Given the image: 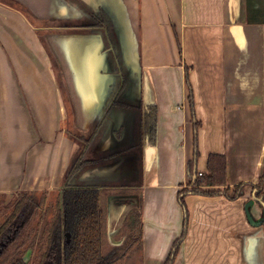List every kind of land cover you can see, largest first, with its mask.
Here are the masks:
<instances>
[{"label": "crops", "instance_id": "0c3cea01", "mask_svg": "<svg viewBox=\"0 0 264 264\" xmlns=\"http://www.w3.org/2000/svg\"><path fill=\"white\" fill-rule=\"evenodd\" d=\"M90 9L110 12L124 31L115 32L120 53L131 45L142 85H130L127 97L140 110L116 111L112 137L95 153L136 149L78 180L139 190L135 264H264V0H0V197L59 193L80 152L64 130L67 104L46 44L76 77L70 92L86 129L98 121L112 46L100 31L73 33L74 23L90 24ZM60 26L64 34H54ZM150 107L154 144L140 138V114ZM97 136L86 139L87 154ZM211 155L226 157L221 190L243 185L241 195L188 194L183 206L180 191L208 173ZM252 199L260 225L246 215Z\"/></svg>", "mask_w": 264, "mask_h": 264}, {"label": "trees", "instance_id": "16d2710c", "mask_svg": "<svg viewBox=\"0 0 264 264\" xmlns=\"http://www.w3.org/2000/svg\"><path fill=\"white\" fill-rule=\"evenodd\" d=\"M90 16L92 23L84 25V28L109 32L110 19L104 11L90 13ZM107 57L115 73V79L99 114L96 124L97 131L103 127L104 122L114 110L125 112L140 110L139 105L125 96L128 77L120 62L118 52L113 49ZM190 100L192 101V97ZM156 129L157 109L150 107L140 114V138L143 140V136L147 134L149 142L154 144ZM195 138L197 143V131ZM76 139L83 144V147L64 179L63 189L54 205V216L47 225L41 224L47 213L43 212L48 202L49 192L47 191L17 192L7 206L0 203V264H122L133 248L140 245L142 240L141 210L136 209L131 211L126 223V228L131 235L129 245L115 247L109 253L103 252L106 220L103 194L104 191L110 190L101 189L98 184H77L76 178L85 169L99 162L85 159L89 140L83 136ZM136 147L137 145L134 144L121 149L118 153L114 152L105 158L106 162L118 160L122 154ZM194 167V163H191L190 172L192 174ZM74 180L75 182H71ZM226 185V157L211 155L208 161V173L203 177H197L190 187L180 191V201L185 206L184 198L188 194L214 197L223 193L229 198H235L241 195L244 188L240 185L231 194L230 191L221 190ZM258 195H263L261 190ZM139 206L141 209V204ZM30 250L33 253V262L25 259Z\"/></svg>", "mask_w": 264, "mask_h": 264}, {"label": "rangeland", "instance_id": "374dc122", "mask_svg": "<svg viewBox=\"0 0 264 264\" xmlns=\"http://www.w3.org/2000/svg\"><path fill=\"white\" fill-rule=\"evenodd\" d=\"M79 5H81V3H79ZM90 12L92 14L96 13L91 9H90ZM90 23H92V21ZM74 24L76 25L75 31L73 32V33H75V35H85V34L89 35L90 33H92V34L98 33L97 30H93V29H86V28H85V30H83L82 28L79 29L78 25L81 26L82 22H76ZM58 28H56V29H58V31H55L54 34H59V35L64 34V32L62 31L63 28H61V26ZM93 31H95V32H93ZM118 31H119V29L116 26L114 27L113 22L110 20L109 32L108 31H106V33L100 32L98 34L102 35L106 39V43H104L106 45V48L109 49L112 46V50L115 49V51H117L119 56H120L121 50H120V46L116 40L117 34L115 35V32H118ZM69 32H72V30H70ZM108 34H109V36H108ZM46 47L48 48V50L51 53V56L53 58L55 70L58 74L59 84L62 88V92H63L64 98H65L66 104H67L68 120H67L66 124L64 125V130H65L66 134L73 139L80 137V136H83L87 139H90L91 136H93L95 133H96V135H98L97 138H95L96 139L95 142L92 144V149H91L90 153L88 152V154L85 157V159H87V160H90V161H92V160L96 161L97 160L96 162H99V164H94L91 167L92 169H97V168H100L101 165L106 166V165L114 164L115 162L120 161L122 158L120 160L114 159L111 162L110 161L106 162L105 158L107 156L113 154L115 151L106 152V154H102V155H96V153H95L97 150L101 149V148H99L100 144L106 143V142H108V140L110 141L111 128H112L113 120H114V116H112V115H114V113L116 111H120V110H114L112 112L111 116L107 119V121L104 122L103 127L99 131L96 130L97 122L93 123L89 130L86 129V125H87L86 120H85V118H83L84 116L82 117L83 109L80 107L74 106L73 95L70 92V89L72 88L71 84L73 83L72 80H74V85H76V77L68 76V74L66 75V72L63 69L64 67L62 65V62L60 61V58L54 52V50L50 48L51 45L46 44ZM110 50H111V48H110ZM120 62L122 64V66L124 67V69L126 70V65L124 64L122 58H120ZM108 67H110V66L108 65ZM106 71H107L106 73L108 75V76H106V78H108V81H109V79L111 81H113L112 79L114 77V74L112 73L111 67L106 68ZM127 77H128V75H127ZM130 85H132V87H136L137 89L140 88L142 85L141 75H137L136 73H129L127 92L125 94L126 97H128V94H129L128 90H129ZM75 98H76L75 103L79 104L78 101L80 98L77 97V93H76ZM130 136L131 135H126V136L124 135L125 139L129 138ZM104 137L107 138L108 140L105 139ZM111 137H112V135H111ZM102 138H103V140H101ZM76 143L79 145L80 150H81V148L83 147L82 146L83 144L79 141H77ZM81 175H82V173L76 178L77 184H82L78 180L79 177H81ZM88 177L90 179L94 178L93 175H91V174L88 175ZM84 184H98L101 186V189L105 188V189L110 190V191H104V194H103V207L106 210V220H105V226H104L103 252L109 253L115 247L127 246V244L129 245L130 240H131V235H130L129 230L126 228V223H127L128 217L130 216L131 211L136 210V209L139 211L141 210V209H139V207H140L139 206L140 205V203H139V196H140L139 190H134L131 192L132 189L129 190L130 187H129V189H126L128 186H126L124 183H118L115 180H111V181H108L106 183L100 182V181L98 182V181H90L89 180V181H86V183H84ZM63 186H64V182H63ZM102 186H104V187H102ZM132 188L137 189V187H132ZM60 192L59 193H49L47 207L44 208V210H43V212H47V213H45L46 215H44V218H43L44 220L41 223L43 226L47 225L50 222V220L52 219V217L54 216V212H53L54 211V205L57 202L58 195L60 194ZM112 194L115 197L110 199L109 197H110V195L112 196ZM116 195H117V197H116ZM13 199H14V197H11L9 199L8 197L1 196L0 197V203L3 206H7ZM121 218H122V220L120 221ZM138 246L139 245H136L133 248V250L138 248ZM131 252L126 256V258L122 264H135V261L138 258L137 257L138 254H137V256H136V254L132 256ZM25 259L27 261L31 260V262L34 261L33 253L31 252V250L28 251V253L25 256Z\"/></svg>", "mask_w": 264, "mask_h": 264}, {"label": "water", "instance_id": "95a60500", "mask_svg": "<svg viewBox=\"0 0 264 264\" xmlns=\"http://www.w3.org/2000/svg\"><path fill=\"white\" fill-rule=\"evenodd\" d=\"M104 12H105L106 15L109 17V19H111V20L113 21L112 14H111L110 12H107V11H104ZM114 25H115V23H114ZM121 30H122V29H120V30L118 31V33H122ZM122 31H123V30H122ZM123 32H124V31H123ZM118 36H119L120 39L122 38L121 35L118 34ZM122 45H123V47H124V49H123V53H124V55L120 53L119 58H122L124 64L126 65V70H125V71H126V74L128 75V77H129V73H136L137 75H140V70H139V68H137V67L134 65V63L131 61V56H132L131 45H130L129 43H127V44H122ZM96 76H98V75H96ZM96 78H97V77H95V81H94V82H97V84H98V81H96V80H97ZM98 78L101 79V76H98ZM112 82H113V81H112ZM112 82L108 83L107 86H106V90H107L106 98H107V96H108L109 88H110ZM106 98L103 100L102 105L99 107L98 111H99V110H100V111H99L98 114H100L101 110L103 109L104 102H105ZM195 174H196V173H195ZM195 180H196V175H195ZM255 201H257V200H256V199H252V200H250V201L247 203V205H246V209H245V211H246V215H247V217H248V220H249L252 224L260 225L259 222L256 223V222L254 221L253 216H252V214H251V209H252V206H253V204L255 203Z\"/></svg>", "mask_w": 264, "mask_h": 264}, {"label": "flooded vegetation", "instance_id": "af4514ba", "mask_svg": "<svg viewBox=\"0 0 264 264\" xmlns=\"http://www.w3.org/2000/svg\"><path fill=\"white\" fill-rule=\"evenodd\" d=\"M112 50V49H111ZM110 49H109V51H108V53L111 51ZM111 70H112V68H111ZM112 73L114 74V77H113V81H114V79H115V73L113 72V70H112ZM135 111H137V110H135Z\"/></svg>", "mask_w": 264, "mask_h": 264}, {"label": "built area", "instance_id": "2783aa9c", "mask_svg": "<svg viewBox=\"0 0 264 264\" xmlns=\"http://www.w3.org/2000/svg\"><path fill=\"white\" fill-rule=\"evenodd\" d=\"M199 177H203V173H200V174H199Z\"/></svg>", "mask_w": 264, "mask_h": 264}]
</instances>
